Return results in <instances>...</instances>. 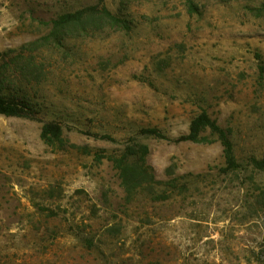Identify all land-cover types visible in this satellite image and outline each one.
<instances>
[{
	"label": "rangeland",
	"instance_id": "obj_1",
	"mask_svg": "<svg viewBox=\"0 0 264 264\" xmlns=\"http://www.w3.org/2000/svg\"><path fill=\"white\" fill-rule=\"evenodd\" d=\"M89 7L129 29L38 51V114L0 115V264H264V0H0V55ZM202 112L236 170L209 131L179 141ZM131 145L160 185L129 202L108 158Z\"/></svg>",
	"mask_w": 264,
	"mask_h": 264
},
{
	"label": "trees",
	"instance_id": "obj_2",
	"mask_svg": "<svg viewBox=\"0 0 264 264\" xmlns=\"http://www.w3.org/2000/svg\"><path fill=\"white\" fill-rule=\"evenodd\" d=\"M49 33L18 49H11L0 55V115L12 118L33 119L38 114V95L36 86L47 77L46 68L37 52L53 46H61L68 39L89 36L106 28L128 30L127 22L115 16L105 7H89L74 13L64 14L49 24ZM206 131L215 135L222 147L226 169L236 170L237 159L234 154V145L227 131L217 126L206 112L194 117L189 126V133L179 139L190 143H212L213 141L201 136ZM148 135L161 137L156 130L146 131ZM62 128L58 123H45L41 130V139L47 146H56L62 143ZM148 149L144 145L127 146L120 157H109L117 171L122 188L130 202L140 189L147 186L160 185L155 181L152 171L148 168L145 158ZM251 162L258 170L264 169V158ZM225 169V170H226ZM174 185V184H172ZM171 185V186H172ZM171 188H175L172 186ZM154 190V189H153ZM258 202L264 207V188H260ZM162 201V200H161Z\"/></svg>",
	"mask_w": 264,
	"mask_h": 264
}]
</instances>
